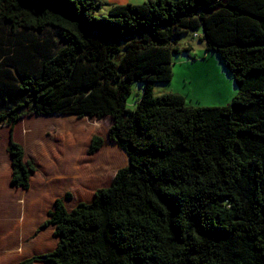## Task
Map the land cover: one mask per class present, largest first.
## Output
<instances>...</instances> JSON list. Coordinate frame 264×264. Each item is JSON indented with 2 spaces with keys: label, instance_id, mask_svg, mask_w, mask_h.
Wrapping results in <instances>:
<instances>
[{
  "label": "trees",
  "instance_id": "1",
  "mask_svg": "<svg viewBox=\"0 0 264 264\" xmlns=\"http://www.w3.org/2000/svg\"><path fill=\"white\" fill-rule=\"evenodd\" d=\"M99 7L0 0V127L109 116L128 155L91 201L69 210L56 199L39 230L54 225L57 247L19 264H264V0ZM199 30L238 87L225 106L154 93L173 78L179 37ZM135 81L145 88L130 109ZM103 145L94 135L89 153ZM8 149L12 183L28 189L36 164L12 134Z\"/></svg>",
  "mask_w": 264,
  "mask_h": 264
},
{
  "label": "rangeland",
  "instance_id": "2",
  "mask_svg": "<svg viewBox=\"0 0 264 264\" xmlns=\"http://www.w3.org/2000/svg\"><path fill=\"white\" fill-rule=\"evenodd\" d=\"M145 1L148 0L131 3ZM196 33L202 35V30ZM194 34L190 32L179 37L177 47L183 48L179 54L173 55V79L156 84L154 93L180 92L193 106H225L237 95L238 87L218 53L206 52L204 42L193 38ZM144 88L140 81L131 85L127 96L128 108L136 107ZM111 124L109 116L102 119L66 115L24 118L16 126L14 136L24 146L26 158L36 164V175L34 172L30 188L25 190L28 191V199L38 207L41 203L46 207L51 202L50 207L53 208L56 199L63 198L69 208L82 200L88 201L93 191L109 185L117 170L128 164L126 153L117 151L115 148L118 146L109 138ZM24 125L28 128L20 134ZM0 135L2 144L9 142V128L3 127ZM93 135H100L105 141L100 150L90 154ZM68 193L71 195L67 196ZM41 194L46 203L41 202Z\"/></svg>",
  "mask_w": 264,
  "mask_h": 264
},
{
  "label": "crops",
  "instance_id": "3",
  "mask_svg": "<svg viewBox=\"0 0 264 264\" xmlns=\"http://www.w3.org/2000/svg\"><path fill=\"white\" fill-rule=\"evenodd\" d=\"M94 1H101L104 4L101 9L104 14L112 5L138 0ZM26 127L28 128L27 125H24L20 134L25 133ZM1 130L2 128H0ZM2 145L5 147L2 148ZM2 145H0V264H19L33 256L53 251L57 247L59 238L54 233V225H49L38 231L40 225L48 218L49 211L53 209L50 207L51 202L46 207L42 203L38 207L28 199V191L11 184L12 157L8 151L9 142ZM116 149L121 150L118 147ZM34 174L36 175V172ZM94 192L87 202L92 200ZM27 200L30 201L28 205H26ZM44 201L46 203V199L42 196L41 202L44 203ZM77 205L78 203L68 209L71 210ZM33 264L50 263L45 260H37Z\"/></svg>",
  "mask_w": 264,
  "mask_h": 264
},
{
  "label": "clouds",
  "instance_id": "4",
  "mask_svg": "<svg viewBox=\"0 0 264 264\" xmlns=\"http://www.w3.org/2000/svg\"><path fill=\"white\" fill-rule=\"evenodd\" d=\"M92 1H94V0H92ZM94 2H101V1H94ZM102 3V2H101ZM113 6V5H112ZM112 6H110L109 7V9L112 7ZM104 7V4L102 3V7H99L98 8V10H97V12L99 13V14H103V12H101V9ZM109 11V10H108ZM105 14V13H104ZM200 36H201V34H198V33H195L194 35H193V38H198L199 40H200ZM205 46H206V44H205ZM179 48L180 49H182L183 47H180L179 46ZM173 79V78H172ZM172 81V80H171ZM173 92V91H172ZM177 93H180V92H177ZM180 94H182V93H180ZM184 95V94H183ZM52 115H64V114H52ZM66 116H75V115H66ZM26 117H29V115H27V116H24V117H22L21 119H20V121L14 126V128L12 129L11 128V126H9V125H2L0 128H3V127H8L9 128V145H10V141H11V134L13 135V137H14V139L16 140V138H15V136H14V133H15V128H16V126L24 119V118H26ZM85 117H91V118H94V117H96V116H89V115H86ZM96 118H98V117H96ZM104 118V117H103ZM99 119H102V118H99ZM111 120H112V118H111ZM112 122H113V120H112ZM111 126V125H110ZM110 128V127H109ZM109 135V134H108ZM1 136V135H0ZM94 136V135H93ZM93 136H92V138H93ZM104 138V137H103ZM109 138H110V136H109ZM1 140H2V136H1ZM92 140V139H91ZM110 140H111V138H110ZM17 141V140H16ZM105 141V140H104ZM17 142H19V141H17ZM114 142V141H113ZM20 143V142H19ZM115 143V142H114ZM116 144V143H115ZM0 145H1V141H0ZM9 145H8V147H9ZM117 145V144H116ZM118 146V145H117ZM118 148L119 149H121L119 146H118ZM100 150V149H99ZM122 151H124L123 149H121ZM8 151H9V149H8ZM125 152V151H124ZM10 153V152H9ZM126 153V152H125ZM11 154V153H10ZM127 155V154H126ZM11 157H12V155H11ZM127 157H128V155H127ZM11 161H12V159H11ZM12 169H13V165H12ZM118 171V170H117ZM34 173V172H33ZM33 175V174H32ZM31 175V176H32ZM12 176H13V173H12ZM11 184L13 185V183H12V177H11ZM14 187H17V186H15V185H13ZM17 188H22V187H17ZM30 188V187H29ZM28 188V189H29ZM101 188V187H100ZM22 189H24V188H22ZM98 189V188H97ZM96 189V190H97ZM24 190H27V189H24ZM95 190V191H96ZM94 195V194H93ZM93 199V198H92ZM82 202H87V201H82ZM66 206V205H65ZM67 207V206H66ZM55 208V204H54V207H53V209ZM53 209H51V210H53ZM48 218H49V213H48ZM47 218V219H48ZM42 225V224H41ZM40 228V227H39ZM39 228H38V231H40V230H42V229H40L39 230ZM40 256V255H39ZM27 260V259H26ZM40 260H43V259H40ZM23 261H25V260H23Z\"/></svg>",
  "mask_w": 264,
  "mask_h": 264
},
{
  "label": "bare ground",
  "instance_id": "5",
  "mask_svg": "<svg viewBox=\"0 0 264 264\" xmlns=\"http://www.w3.org/2000/svg\"><path fill=\"white\" fill-rule=\"evenodd\" d=\"M114 148H115V147H114ZM115 149H116V148H115ZM116 150H117V149H116ZM117 151H118V150H117ZM117 151L114 150L113 152H117ZM114 157H115V153H113V158H114Z\"/></svg>",
  "mask_w": 264,
  "mask_h": 264
}]
</instances>
